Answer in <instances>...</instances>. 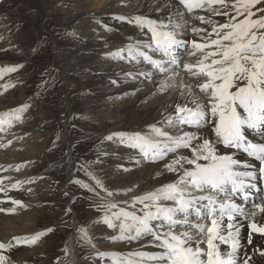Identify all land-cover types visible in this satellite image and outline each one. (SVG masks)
Returning a JSON list of instances; mask_svg holds the SVG:
<instances>
[{
  "label": "rangeland",
  "instance_id": "374dc122",
  "mask_svg": "<svg viewBox=\"0 0 264 264\" xmlns=\"http://www.w3.org/2000/svg\"><path fill=\"white\" fill-rule=\"evenodd\" d=\"M95 2L98 1L92 0L90 4L94 5ZM260 5L249 9L255 13L251 17L254 18L253 20L264 16V11H260L264 9V0ZM70 8H74V4L69 0H0V62L6 67L15 66L16 69L12 74L9 72L2 75L5 80L0 85V114L18 112L22 107L27 110V113L22 115L21 126H18L14 132H10L12 135L7 141L15 140L12 147L0 148V169L8 167L15 170L19 167L16 171L8 169L9 171L4 174L8 180H17L16 184L19 188L7 196L22 202V206L11 202L6 204L0 202V207L2 206L0 209H11L8 212L0 211V240L6 233L12 234V239L17 236L24 239L44 233L35 243H26L29 247L19 245L0 250L6 251L4 252L6 264H110L107 258L117 252L111 250L110 245L113 241V246H124L127 251L125 254L133 255L135 252H142L144 245L140 243L146 240L142 241L140 237L136 239V244H140L141 247L139 251L138 244L128 245L133 242L130 239H127L124 244L116 243L115 239L119 236L113 233V229L109 230L107 224L105 226V204L111 202L117 205L115 209L107 213L108 215L120 210L142 215L140 209L143 205L137 203L133 206V201L140 195L134 196L131 200L127 198L128 193H133L134 188L126 190V193H119L117 191L119 188H116L111 180L107 181V170L104 163H101L100 157L102 149L109 144L110 140L112 144L116 143L114 149L118 151L123 149L122 146L120 147L122 140H118L119 138L114 136L115 133L111 132L120 122L118 119L125 107L123 103L133 102L140 93H145L147 86L156 81L161 74L155 73L151 76L146 82V87L142 86L136 92L121 95H116L117 90L120 89L115 81L109 80L105 86H101L100 92L103 87L104 94L107 93V96L112 94L103 98L97 105L94 101L95 96L89 90L87 80L85 81L87 74L80 73L83 70L81 65L85 66L80 57L84 53L81 51V44L85 41L83 39H86L83 37L84 29H78L74 24L73 18L78 12L73 10L75 11L73 14ZM117 11L120 16L128 15V12L120 7ZM207 12L211 13V9L209 8ZM90 18H92L91 13L86 12L85 22L90 24ZM238 19L242 20L244 17L240 16ZM131 24L128 22L126 25ZM135 24L129 27L142 31L143 28ZM93 30L89 33V38L96 39L98 43H101L102 48L105 46L104 50L99 48L104 52L98 50L99 57L106 60L108 65L119 69L129 67L128 70H133L135 68L129 65L128 58L119 62L111 59L110 55L117 48L109 47L111 42L107 39L103 40L104 37L101 36L123 34V32L109 28L106 31ZM123 36L127 37L126 40L128 39L129 43L122 46H131L133 39L131 37L129 39V35ZM74 59H77L79 63ZM79 70L81 71L78 72ZM88 70L86 72L90 73ZM17 77L19 82L16 81ZM137 79L135 78L131 84H137L139 81ZM11 80L14 82H12V87H9L8 82ZM22 93L27 96V99L36 98L35 100L41 106L37 115L32 116L33 104L23 103V105L16 106V103L24 98L21 96ZM162 95L164 93H159L147 103L154 102L156 97ZM92 96L91 104L89 100ZM87 99L88 102H86ZM175 125V119H172V123L165 124L162 129L173 135ZM30 131H32V136L35 133L37 135L35 136L37 142L32 143L39 152H36L37 158L15 163V159L21 154L24 155L26 151V139H23V136ZM4 153H6L5 156ZM5 157L6 159L11 158V161L4 163L6 162ZM165 161L167 160L162 162ZM143 167L142 164L137 169ZM124 172L129 173L128 170ZM97 181L103 189L97 187ZM68 182L70 185L67 184ZM109 192L112 193L111 196L107 195ZM67 194L74 197L70 204L72 208L68 206ZM7 196L4 195L5 198ZM168 204L171 203L168 201ZM74 227L77 231V242L72 245L70 243L72 234H68V229L71 230ZM186 228L179 227L177 230L178 232L188 231L189 229ZM24 229L31 234H26V236L17 234ZM98 229L103 231L100 232ZM114 229L120 230L119 227ZM193 243L195 244V241ZM105 247L110 248L108 250L112 254L103 256L102 260L94 259L97 253L107 252L104 250ZM115 258L120 261L118 255ZM122 260L124 261L123 256ZM120 262L123 264L122 261Z\"/></svg>",
  "mask_w": 264,
  "mask_h": 264
},
{
  "label": "snow or ice",
  "instance_id": "6c2138e0",
  "mask_svg": "<svg viewBox=\"0 0 264 264\" xmlns=\"http://www.w3.org/2000/svg\"><path fill=\"white\" fill-rule=\"evenodd\" d=\"M258 2L238 0V3L231 6L234 15L229 11L223 12V15L229 16L228 22L220 23L211 30L200 27L193 29L195 33H204L201 37L203 42H192V55L197 52L200 55L195 63L182 65V68L197 81L195 87L204 97V102L195 103L193 107L176 106L177 135L153 128L156 139L140 134L121 136L127 146L138 148L146 158L153 161L164 159L169 153H177L165 164V168L168 172L177 173L178 180L133 201V206L137 203L143 205L140 209L142 215L124 210L108 215L117 205L111 202L104 205V222L109 227H119V239H138L148 234L156 242L154 246L162 250L159 253L133 254L140 258L139 264H249L251 257L240 260L237 255L240 244L235 218L241 216L249 220L251 231L264 235V223L254 219L258 214L264 215V203L252 202L246 209L234 199L239 195L242 200L248 201V189L256 188L253 181L257 179L255 172L240 170L252 166L235 159V153L243 152L264 165V142H253L249 138L252 131L264 136V16L253 20L251 17L255 13L249 10ZM180 3L188 12L203 9L205 5L210 7L218 4L225 9L229 7L227 0H180ZM216 14L221 13L217 11ZM240 16L244 19L239 20ZM197 19L202 23H212L203 16ZM134 22L142 28L146 27L151 33L152 43L146 47L152 48L154 45L153 50L172 57V63H176L173 49L181 41L177 39L174 30L140 17H136ZM128 54L134 58L143 57L160 72L167 71L160 61L153 60L139 48H130ZM15 70H0V77L4 72ZM168 86L167 81H164L160 87L166 90ZM24 110L22 107L18 112L0 116V130H3L5 124L10 127L13 119H21ZM168 122L172 123V120ZM185 125L197 129L207 128L210 136L183 131ZM181 149H187L189 154H180ZM224 149L231 151L225 152ZM259 171L264 175V167ZM97 187L103 189L99 181ZM107 195L111 196L112 193ZM164 201H170L171 204L162 203ZM11 203L22 206L20 201L13 200ZM191 217L203 223H191ZM114 220L120 223L117 225ZM177 226L189 230L178 232ZM193 231L198 239L193 236ZM43 234L38 233L24 241L14 239L16 243H35ZM201 244L206 247H200ZM221 244L230 249L223 255ZM12 246V243L0 242V250ZM259 254L264 256V251ZM0 264H6L3 255H0ZM125 264L132 262L127 261Z\"/></svg>",
  "mask_w": 264,
  "mask_h": 264
},
{
  "label": "bare ground",
  "instance_id": "6f19581e",
  "mask_svg": "<svg viewBox=\"0 0 264 264\" xmlns=\"http://www.w3.org/2000/svg\"><path fill=\"white\" fill-rule=\"evenodd\" d=\"M69 1L74 4V8H70L71 12L73 14L75 13V11L78 12V14L75 15L73 18L74 24L77 25L78 29H81V30L84 29L83 37L86 38V39H83L85 41L82 42L83 43L81 44L82 47L80 46L82 48L81 51L84 52L82 56L80 57L81 59H83V63L85 64V66L81 65V68L83 70L82 71L79 70L78 72L81 71L80 73L85 72L84 74H87V79L85 78V81L87 80L86 82L88 83V87L90 88L89 90H91V92L95 96L94 101L96 104L99 101H101L103 98H107L108 96L112 94L110 93V95L108 96L106 95L107 94L106 92H105L106 94H104L102 92L103 87L101 89L102 93L100 92L101 86H105L109 80L115 81V84L118 85L120 89V90H117L118 92L116 95H121L123 93L129 94V93H133L139 90V87H142V86L146 87L147 86L146 82L151 78V76H154L155 73L161 74V72H158L157 70L153 69V67L150 66V63L146 65L145 62L141 64L139 63L138 65L132 64V66L135 67L133 70H128L127 68L129 67L126 68L125 66H124L125 68L119 69V68H116L115 66L108 65L106 63V60H104L103 58L97 55L98 50L102 51L99 49L101 47V43H98V41L94 38L93 39L89 38V33L92 32L93 29L95 31H98V30L106 31V29L109 28L112 30H116V31L119 30L120 32H123V34L120 33L121 35L120 34L101 35L102 37H104L103 40L107 39L108 41L112 43L111 44L106 41L107 43H109V47L117 48L115 51L112 52L113 54H111L110 56H112L111 59L118 60L119 62L125 58L123 53L124 52L128 53V50L130 48L135 49V48L140 47V48H143L140 50L145 53H146L145 49L152 50L153 48V47L152 48L146 47L147 45L152 43L150 39V35L147 33L148 29L146 27H144L142 31L139 30L138 28L136 29V28L129 27L132 24H135L134 21L136 17H140V18L147 19V20H154L157 22V24L167 25L169 29L174 30L176 32V36L178 40L191 39L197 43H201L203 42L201 37L204 35V33H195L193 32V29L196 27H200V28H206V29L211 30L214 26H217L220 23L228 22L229 16L223 15V12L229 11L230 13L234 15V10L232 9L231 6L233 4L238 3V0H227V3L229 5L227 9L222 8L220 5L217 4V5H212L210 7L208 6L211 9V13H208L207 11H201L198 14L196 13L192 14L187 11L185 6L183 7L184 10L181 9L180 6L178 5V2H176L175 0H96L98 2H95V4L93 3L94 5L90 4L92 0H69ZM165 6H168V7L165 8ZM118 7H120L123 11L124 10L127 11L128 15L120 16V14H118L119 12L117 11ZM93 8H96V9H93ZM217 11H219L221 14L217 15L216 14ZM86 12H89V14L91 13L92 18H90L91 20L90 24H88V22L86 23L84 20ZM198 16H203L205 17V20H209L212 23L210 24L202 23L199 19H197ZM126 19L128 21H125ZM81 20L84 23L81 22ZM128 22H131L132 24L126 25L128 24ZM177 24L181 25V27L175 28L174 26ZM85 25L87 27H85ZM83 26L85 28H83ZM123 35H127V36L129 35V39L130 37L133 39L131 40V46L130 45H127L128 47L122 46V45H126L127 43H129L128 39L126 40L127 37L125 38ZM104 47L105 46H103V48ZM117 52H119L120 54L117 55ZM156 58L160 59L161 57H156ZM74 60H77V59H74ZM127 60H130V58H128ZM139 60L143 61L144 59L143 57H140ZM76 62H78V60ZM1 64L3 65L4 63L0 62V70L9 69L11 67L15 68V66L6 67L4 65L1 66ZM71 64L72 63H70V65ZM73 65H75V63ZM84 67H85V71H84ZM86 67L87 69L90 70V73L86 72L87 70ZM5 73H9V72H4L3 75ZM0 78H3V76ZM135 78H138L137 80L139 81L137 84L133 85L131 84V82ZM16 81L19 82L18 77ZM164 81H167L169 86L166 90H161L160 86H161V83ZM12 82L14 81L11 80L10 82H8L9 87H12ZM196 83L197 81L193 79L189 73L178 71L177 69L171 71L170 74L160 75L156 81L152 82L150 85L147 86L148 89L144 91L145 93H142V94L140 93L133 100V102L127 101L126 103H123L125 107L123 108V114L118 119L120 120V122L117 123L116 127L112 129L111 132L115 133V135L114 134L113 135L115 137H118L119 138L118 140H121V136L127 137L133 134L150 136L156 139L153 133V128L163 131L162 127L167 123L170 124L168 122L169 119L172 120V118L176 116L175 109L178 104L193 107L197 101H200L199 103L204 102V97L202 96V94L199 93V89L195 87ZM3 89H6V88H3ZM161 92L164 93V95H162L161 97L159 96L156 97L157 99H155L154 102L152 101L155 104H153L152 102L147 103V101H151V99L153 100L155 96ZM21 96L22 97L24 96V98L23 99L21 98L22 100L16 103L17 105L16 104L15 105L16 106L23 105V103L33 104L32 110L34 113L32 116L37 115L39 111L41 110V106L35 100L36 98H33V100L32 98L27 99V96H25L24 93H22ZM92 99H93V96L92 98L90 97L89 102L92 101ZM86 102H88V99ZM90 103L92 104V102ZM144 103H146L147 105H145ZM97 105H94V106L97 107ZM22 118L23 117H21V120ZM100 118H103V117L100 116ZM174 128L175 129L173 131V136L177 135L179 131L176 125L174 126ZM183 131H188V132H193V133L198 132L203 136H210V133L207 128H203L202 130H195V129L185 130L183 128ZM11 135L12 134L9 133V136L6 139L8 140V138ZM35 136H37L36 133L35 135L33 134L32 136V131L28 132L26 135L23 136V139L24 138L26 139V146H25L26 151L23 153L24 155L21 154V156L15 159V163L28 161L30 159L37 158L36 152H38V150L36 149L34 144H32L33 142H37ZM108 143L109 144L108 145L106 144L105 147L102 149V154L100 157V160L102 161L101 163H104V167L107 170L106 171V175H107L106 177H108L107 181L111 180L116 185V188H119L117 190L119 191V193L121 192L126 193L127 192L126 190H131L134 188L132 191L133 193H130V194L128 193L127 195L128 199L131 200L133 199L134 196H138V195L141 196V194H145L144 192L146 193L154 192L158 188H160L162 185H166L168 183H172L178 180L179 176L177 173L168 172V170L165 168V164L169 163L177 155V153L175 155L170 156L171 158L168 156L169 160L167 159V161L165 162H160L156 164H145L143 162L141 154L138 155V153L132 150V147H129V146L125 147L126 143L122 142L121 145L119 144L120 147L122 146L121 148H123L120 151L113 148L116 145V143L113 142L114 144H112L111 140ZM223 151L229 152L230 150L224 149ZM179 153L185 154V155L189 154L187 149H181L179 150ZM5 154L6 153H4V156ZM9 155L11 154L9 153ZM4 161H6L4 163H8L7 161H11V158H7ZM142 164L144 165V167L138 170L137 167L141 166ZM185 166L188 167L187 165ZM125 170H128L129 173H125L124 172ZM106 177H105V180H106ZM135 190L137 191L135 192ZM2 194L7 195L5 193H1L0 197L2 198H5L4 196H1ZM169 203L171 202L169 201ZM259 203H263V201H260ZM254 219L256 222L264 223V215L258 214ZM200 223H203V221H201ZM237 226L239 227L238 239H239V244H240V248H239L237 255L240 258V260L251 257V259L249 260V264H264V256L259 254L260 251H264V235L252 232L249 227V220H246V221L241 220L237 222ZM102 231L103 230H100V232ZM17 234H24L26 236V234H31V232H29L27 229H24L22 232H19ZM11 235L8 233H6L5 235H2L1 240L3 239L4 242L10 241L12 239ZM193 236L197 239L199 238L195 232L193 233ZM73 238L74 236L70 238L71 243L73 242ZM145 239H146L145 242L140 243L144 245L143 249H141L142 252L158 253L159 251H162L160 248L152 246L151 245L152 241L147 240V238ZM249 240H251V242H249ZM137 244L135 242L134 245H137ZM140 244H138L137 246L139 247L138 249L139 251L141 248L139 246ZM113 245H114V241L110 245L111 250H113V252H116V251L117 252L112 254V256H110V258H107V259H111L115 257L116 255H118L120 261H122L123 264H125V262L127 261H131L135 259H137L136 261H140V258L135 255L125 254L127 251L125 250L124 246L118 247V246H113ZM193 246L195 247L196 245L193 243ZM200 247L203 248L206 246L201 244ZM108 249L110 248L105 247L104 250L110 251ZM136 250L137 249H135V251ZM229 250L230 249L228 248L227 245H224V244L220 245V251L222 255ZM122 256L124 258V261L122 260Z\"/></svg>",
  "mask_w": 264,
  "mask_h": 264
}]
</instances>
